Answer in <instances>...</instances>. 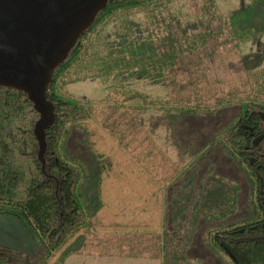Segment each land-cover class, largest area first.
I'll return each instance as SVG.
<instances>
[{"label": "trees", "instance_id": "1", "mask_svg": "<svg viewBox=\"0 0 264 264\" xmlns=\"http://www.w3.org/2000/svg\"><path fill=\"white\" fill-rule=\"evenodd\" d=\"M178 2L109 0L99 12L55 69L47 90L55 120L46 130L45 174L32 133L37 113L25 94L0 88V206L24 215L40 247L33 257L15 252L13 263L0 257V264H199L186 256L181 223L187 208L179 199L171 200L173 229L167 228L165 191L187 162L202 156L215 142L243 175L254 198L241 221L217 224L235 213L239 185L209 170L211 186L192 205L191 217L209 223L207 246L223 253L231 264H264V240L260 239L264 235V158L255 156L253 164L249 162L255 150L252 137L264 132L256 115L264 112V65L241 53L250 42L260 45L264 24L249 21L254 6L247 0H239L222 24L216 22L217 5L212 0H200L201 8L194 15L185 10V20L177 10ZM211 38L219 40L218 52L198 56L187 73L177 70L183 56L206 51ZM88 80L100 83L101 97L86 99L81 86L71 87L84 82L85 88ZM143 86L160 87L163 96L150 98ZM136 99L140 105L125 103ZM233 105L239 112L217 137L197 149L178 143L174 128L180 117L210 115ZM73 128L82 131L81 142L91 152L89 162L65 149ZM97 131L122 149L128 142L135 143L134 149H127L137 163L145 165L135 168L141 177L126 179L130 177L126 168H117L109 152L97 149ZM162 132L170 149L186 159L181 169L166 176L161 166L153 165L154 148L146 156L143 150L149 140L157 145L155 138L161 140ZM256 150L263 152L264 145ZM115 171L125 175L108 179ZM110 185L133 189L143 204L151 201L148 210L156 216L157 225L136 223L137 232L106 235L101 214L109 208L104 189ZM111 226L117 231V224ZM22 258L25 261L20 262Z\"/></svg>", "mask_w": 264, "mask_h": 264}, {"label": "rangeland", "instance_id": "2", "mask_svg": "<svg viewBox=\"0 0 264 264\" xmlns=\"http://www.w3.org/2000/svg\"><path fill=\"white\" fill-rule=\"evenodd\" d=\"M214 4L216 3L215 11L218 16L216 20L217 24L223 23V18L232 12L233 9L238 7L239 0H212ZM251 2L254 6L253 14L250 22L256 25L264 24V0H247ZM181 5L177 8L185 20V10L190 14L194 13L201 8L200 0H179L177 3ZM257 46V42L253 41L246 45V47L241 51V53H248L250 56L256 57L262 60L264 65V37L261 38ZM219 40L217 38H211L206 46V51L201 49L197 52H192L189 55L183 56L178 64L177 70L187 71L191 68L193 60L198 56H203L208 53H215L220 50L218 47ZM222 52V49H221ZM89 82V83H87ZM82 83L73 84L72 86H81L80 92H84L87 97L86 99H94L101 97L102 89L101 85L97 80H88L87 87L84 88ZM98 84V88L96 85ZM145 94L152 98L155 95L158 97L163 96V89L160 87L143 86L142 87ZM81 95V94H73ZM120 101V99H118ZM128 105H140V100H130L125 101ZM239 112V107L237 105L224 107L216 110L214 113L199 114L194 116H182L177 120L174 128V132L178 143L182 146H189L191 148L197 149L203 146L209 139L215 138L219 131H224L234 122L237 113ZM148 114V113H147ZM145 117V116H144ZM101 134V135H100ZM160 137L156 143L149 140L147 143V150L143 147L144 156L147 155L151 148L156 154L153 165H158L162 167V175L166 176L170 174L171 170L177 171V169L182 168V164L186 163V159L181 158L177 155L175 151H172L167 142L164 141V132L159 134ZM221 136V135H220ZM82 131L79 128H73L65 143V149L68 154L77 157L78 159L89 162L91 159V152L87 146L81 142ZM149 138V137H148ZM134 144L128 142L127 148L134 149ZM145 144V143H144ZM97 149L100 152L103 150L111 154V161L117 168L125 167L127 170L126 179L135 180L137 176L141 177V174L135 172V168L144 166L143 163H137L138 160L132 155L131 151L127 148H121L117 146V142L114 139L108 138L107 135L97 131ZM264 145V142H263ZM264 153V150L263 152ZM137 161V162H136ZM185 170L181 172L176 180L171 183L166 189L165 203L167 208V228L168 230L173 229L172 222V199H179V203L182 206H186L185 220L181 223V235L184 242H186V256L195 258L199 261V264H231L229 258L225 256L220 251L214 249L210 250L207 246V234L209 223L198 217L194 219L191 217L192 205L199 201L201 195L205 188L210 187L211 183L207 180L208 171H212L216 174L222 175L233 181H236L239 185V193L237 197L236 211L233 215L226 217L223 220L217 221V224H222L226 221H241L247 214L249 201L254 198L251 194L248 184L246 183L243 175L237 170L235 165L232 163L229 156L225 153L222 147L215 142L211 144L207 151L194 160L187 162ZM166 169V171H164ZM149 174V173H148ZM175 174V173H174ZM125 174L119 173L118 171L111 172L109 174L110 180H118L120 176ZM151 175V174H149ZM143 178L145 176L143 175ZM106 194V203L109 208L103 211L101 214L102 220L105 223V234H113L115 232L122 234L125 232H132L135 229L136 223L141 226L142 224H149L151 226H156V216H153L152 208L153 203L148 201V204H143L136 193H132L133 189L130 191L125 187H120L117 185H110V187L104 189ZM144 210L143 208H146ZM158 207V206H157ZM159 212V219H160ZM158 219V217H157ZM158 219V220H159ZM117 224L116 228L112 227V224ZM108 227V228H106ZM137 232V231H136ZM119 233V234H121ZM116 234V233H115ZM16 258V257H14ZM15 260L10 259L9 262L13 263ZM25 261L22 258L20 262Z\"/></svg>", "mask_w": 264, "mask_h": 264}, {"label": "water", "instance_id": "3", "mask_svg": "<svg viewBox=\"0 0 264 264\" xmlns=\"http://www.w3.org/2000/svg\"><path fill=\"white\" fill-rule=\"evenodd\" d=\"M108 1L0 0V88L25 94L37 113L32 133L43 174L46 130L55 120L54 105L47 98L52 75ZM256 115L264 124V112L257 111ZM244 128L253 135L250 127ZM261 140H264V132L252 139V146H257ZM261 156L264 158V153ZM253 161L251 157L250 164ZM262 203L264 205V200ZM260 239L264 240V235ZM38 241L21 212L3 210L0 249L32 257L40 251Z\"/></svg>", "mask_w": 264, "mask_h": 264}, {"label": "flooded vegetation", "instance_id": "4", "mask_svg": "<svg viewBox=\"0 0 264 264\" xmlns=\"http://www.w3.org/2000/svg\"><path fill=\"white\" fill-rule=\"evenodd\" d=\"M261 133H263V132H261ZM260 133V134H261ZM259 135V134H258ZM257 136V135H256ZM255 136H253L252 137V139L254 138ZM263 142H264V140H261L259 143H258V145L257 146H255L254 148H255V150L253 151V156H251V157H254V160H255V156H261V154H263L262 152H259V151H257L256 149L257 148H259V146H260V144H263ZM250 157V158H251ZM254 162V161H253ZM253 164V163H252ZM3 210H12V209H10V208H8V207H4V206H0V214H2V212H3ZM13 211H15V210H13ZM13 253H15V251H13V250H10V249H0V257H8L9 259H11L13 256ZM25 255V254H24ZM26 256V255H25ZM27 258H29L28 256H26ZM33 257V256H32Z\"/></svg>", "mask_w": 264, "mask_h": 264}]
</instances>
